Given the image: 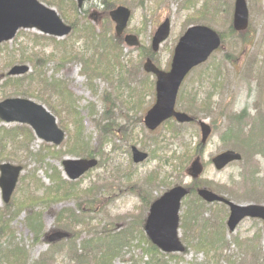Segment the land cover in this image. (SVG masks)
I'll use <instances>...</instances> for the list:
<instances>
[{
	"label": "rangeland",
	"instance_id": "obj_1",
	"mask_svg": "<svg viewBox=\"0 0 264 264\" xmlns=\"http://www.w3.org/2000/svg\"><path fill=\"white\" fill-rule=\"evenodd\" d=\"M47 1L63 8L67 18L64 21L74 27L69 36L37 42L26 36H38L37 31L22 29L7 44L0 45V101L11 98L6 97L9 92L2 87L8 71L16 65L27 66L29 72L21 77L26 80L23 81L25 86L30 84L27 89H21L34 90L33 95L51 102L52 113L66 135L59 147L46 144L33 135L29 148L32 154H39L38 159L29 156L20 149L21 146L8 144L6 152L17 155L18 159L0 162L23 167L12 195L14 200L11 198L15 204L21 203L29 195L27 193L38 190L35 210L42 214L44 236L37 243L32 240L31 232L23 223L28 209L21 210L11 223L15 242L26 248L28 264L38 261L75 264L72 262L74 250L84 253L79 249L81 243L114 234L123 236L124 241L119 257L111 264H152L151 255L145 253L148 244L143 241L148 205L164 193L166 186L192 185L188 169L196 156L200 157L203 171L194 182L193 194L186 198L180 211L178 237L186 250L169 257L160 256L162 264H264V224L259 220L245 219L235 231L230 232L226 226L228 207L206 204L195 193L197 188L205 187L227 196L236 204L264 205V154H257L244 146L247 133L254 128L258 137L255 151L260 146L264 152V0H245L249 23L247 30L240 33L231 27L234 0H109L115 7L123 5L131 10L125 31L136 34L144 47L137 50L123 45L130 62L124 64L126 69L122 73L116 70L122 81L121 87L115 80L108 81L101 75L92 74L94 79H89L79 58L66 63L62 59L65 47L90 55L83 37L84 27L101 32L102 20L109 18L98 14L101 19L97 26L89 16H84V12H103L100 2L88 3L76 12L70 0ZM165 18L171 21L170 37L153 54L163 69L169 68L173 47L189 25L208 24L222 38V47L186 77L178 97L181 110L193 112L197 119L212 127V135L206 145L198 150L200 132L196 125L178 127L176 123L173 126L165 124L150 132L143 124V115L154 101V78L144 73L142 66L151 36ZM110 24L109 31L114 35V25ZM133 64L138 70L133 68ZM41 74L66 87L77 106V122L69 111L67 118L57 101L59 94L56 90L44 93L36 89L38 82L27 79L33 75L37 81ZM138 81L144 85L141 89L135 86ZM235 117L245 128L237 148L220 139ZM14 126L0 121V128L13 129ZM177 134L181 138L177 139ZM76 140L86 143L88 148L84 154H94L98 166L76 182L73 196L39 201V198H44L46 189L53 185L46 173L54 175L56 171L62 180L68 181L62 162L83 158L69 152L70 148H75ZM131 146L150 154L148 160L134 164ZM230 149L240 152L242 160L215 170L211 159ZM33 175L37 184L33 183ZM22 178L25 179L23 184ZM4 205L0 190V208ZM64 210L69 213L75 211V215L84 219V224L69 221L67 214L64 220L57 221ZM198 212L201 220H197ZM55 230L70 233L72 237L50 247L45 235ZM0 235L3 244L5 235L1 231ZM214 239L219 242L215 243ZM210 240L211 247L206 242ZM90 251L89 248L86 253Z\"/></svg>",
	"mask_w": 264,
	"mask_h": 264
},
{
	"label": "water",
	"instance_id": "obj_2",
	"mask_svg": "<svg viewBox=\"0 0 264 264\" xmlns=\"http://www.w3.org/2000/svg\"><path fill=\"white\" fill-rule=\"evenodd\" d=\"M80 7L84 1L76 0ZM130 12L126 8H117L110 13L115 23V32L121 36L126 28ZM233 29L237 32L245 31L248 27V10L245 0H235L233 12ZM20 29H37L39 32L64 37L71 32V27L65 25L57 13L38 2V0H0V44L9 42ZM170 32L169 20H166L156 30L152 38V49L157 51ZM125 43L138 46L137 38L125 36ZM220 36L205 26H194L187 29L179 39L173 53L169 72L160 71L147 60L144 71L156 77V101L144 117V125L154 131L163 122L174 118L178 123H189L193 118L175 111L176 97L188 73L198 65L207 61L212 53L220 47ZM29 71L25 65L12 67L9 76H22ZM0 120L5 124L27 125L36 138L45 143L60 146L65 138L64 132L58 127L56 118L43 105L30 99L7 98L0 102ZM201 143L208 139L211 128L203 121H199ZM132 159L134 163H141L148 157L146 153L133 147ZM241 156L233 151H225L212 159L217 170H222L228 164L239 161ZM97 166L96 159H67L62 167L67 179L76 181L86 172ZM22 166L3 163L0 165V189L2 200L8 204L22 174ZM202 173L199 159H195L188 169L192 179H197ZM189 191L183 186H176L154 201L148 211L144 224V232L150 242L163 253L176 254L185 251L178 237L179 213L182 200ZM197 195L206 203H221L229 208L227 228L233 232L237 225L246 218L259 219L264 222V205H240L219 196L205 188L197 191ZM68 238V234L56 231L46 237L48 243Z\"/></svg>",
	"mask_w": 264,
	"mask_h": 264
},
{
	"label": "trees",
	"instance_id": "obj_3",
	"mask_svg": "<svg viewBox=\"0 0 264 264\" xmlns=\"http://www.w3.org/2000/svg\"><path fill=\"white\" fill-rule=\"evenodd\" d=\"M49 4L50 1L42 0ZM103 1V0H102ZM105 3H107V6H111L110 1L104 0ZM50 5L55 4L50 2ZM58 9L62 12L63 18L67 19L63 13V10L59 5ZM73 10H77L76 4L74 3L72 6ZM109 9V8H108ZM106 9V10H108ZM105 10V11H106ZM88 16V15H87ZM105 16H108V13H105ZM109 18V17H108ZM111 24L110 20L106 19V21L103 22L101 26V32H96V30L92 27H84V39L86 42V50L87 53L90 52V55L76 52V50H71L70 47H65V51L62 54V59L64 60L63 63L74 61L77 58L80 59L82 64L84 65V74L89 79H94L92 77V74L94 76H103L108 81H114L115 83L121 87L122 81L119 80V74L116 75V70L119 69L122 73L123 68L125 67L124 61H125V54L124 49L122 47V42L120 39L116 38L114 35L111 34L109 31ZM74 28V27H73ZM23 33V31H21ZM20 33V34H21ZM28 34L29 38L32 37V40H35L37 42H40L41 40H54V38L51 37H44V36H37V35H31ZM7 44V43H5ZM3 44V45H5ZM24 49V48H23ZM64 56V57H63ZM25 57H23L22 60H24ZM20 60V59H19ZM136 69V67H135ZM138 70V69H136ZM6 79L3 81V89L8 90L9 94L6 97H34L35 100L41 102L43 105H45L50 111L53 112V106L50 101L45 100L42 97H39L37 95H33L32 92L29 90H23L27 89L29 87L28 83L26 86L23 83L26 80L23 79V77H9L6 76ZM29 81L30 79L38 82V87L36 89L46 92H53L54 90L57 91L58 98L57 101L59 105L63 108L65 111L67 118L68 114L67 111L71 112L74 118V122H77L78 120V112L76 111L77 106H75L74 100L72 96L68 93L66 87L63 86L62 83H60L57 80H52L50 78L45 77L43 74L38 75L37 81L35 76H31L27 78ZM136 87L142 88L144 86L140 81H138V84H135ZM139 90V88H137ZM136 89V90H137ZM5 90V91H6ZM182 91H180L181 93ZM179 95L181 96V94ZM153 94V92H152ZM16 95V96H15ZM179 97V96H178ZM33 99V98H31ZM136 102H139L136 100ZM126 105V103H124ZM177 107H180L181 105L177 101ZM128 108V107H127ZM192 117H194V113L189 110H182ZM61 114V110H60ZM167 125H175L174 121H168L166 123ZM170 126V127H172ZM181 125H178L180 127ZM172 129V128H171ZM80 128H77V131H79ZM245 128H243L241 122H239L238 117H235L234 119L230 120V124L227 126L226 130L220 135L221 141L225 142L226 144L229 143L233 148L240 147L237 143L240 142L243 131ZM179 133V132H178ZM33 133L32 131L25 125H16L13 129H7L5 127L0 128V162L2 161H10L18 159L17 155H11L6 152V147L9 144L10 146L18 145L21 146L20 149L24 150L29 156L38 159L39 154H32L30 151V142L32 141ZM181 138L180 135L177 134V139ZM257 134L254 131V128L250 129L247 133V141L243 145L256 152L257 154H264V152L261 151L260 146L256 149L254 148V145L258 144L257 141ZM45 147V146H43ZM197 150L201 147L199 144L197 146ZM88 146L86 143H84L81 140H76L75 148H70V154H77L81 157H94V154H84ZM76 150V151H75ZM97 154V153H96ZM98 155V154H97ZM252 172V176H253ZM49 180L53 181V185L46 189V193L43 195L44 198H39V201L46 202L52 198L56 199H67L74 195L75 189L73 188L76 184V182H70V181H64L60 177L59 173L55 171L53 174L46 173ZM33 183L37 184L38 181L35 180V176L32 177ZM25 179L22 178V184L24 183ZM78 182V181H77ZM41 183V182H40ZM39 183V185H40ZM193 185L194 182L190 187V194L191 196L193 194ZM166 188H170V186H166ZM37 191L29 192L27 197L21 202L16 204L11 200V202L7 205H4L3 208H0V231L5 235V241L0 242V264H28V258H27V251L26 248L17 242H15L14 238V231L11 228V223L17 218V216L20 214L21 210H27V214L25 218L23 219V223L26 228H28L29 232H31L33 238L32 240L37 243L43 236V221H42V214L35 210V207L37 206V196L35 195ZM90 192V191H87ZM91 193V192H90ZM219 194V193H218ZM221 194V193H220ZM223 195V194H221ZM188 196V197H189ZM199 205V204H197ZM149 207V205H148ZM61 211L57 221L64 220L63 217L67 214L66 217L69 218V221L75 222V223H81L84 224V219L80 217V215H75L73 212H65ZM78 211V210H77ZM197 220H201V214L198 212ZM70 235V233H69ZM1 237V235H0ZM72 237V234L70 235ZM215 243L219 242L217 239ZM2 241V240H0ZM124 237L118 234H114L112 236H105L103 238H99V240H89L84 241L79 245V249L84 253L79 252V250H74L73 261L75 264H111L113 263L114 259L119 257V254L121 253V247L123 245ZM143 241L148 244V249L145 250V253L149 256L151 255V262L152 264H162V261L159 259L160 256L163 257H169L172 256V254H164L160 252L155 246H153L149 240L144 236ZM129 242V241H128ZM126 242V245L128 244ZM207 245L211 247L212 240L206 241ZM56 243H52L49 246L54 247ZM215 245V244H214ZM91 249L90 252L86 253L88 249ZM65 251V249H64ZM202 251V250H200ZM76 259V260H75ZM35 264H46L44 261H38Z\"/></svg>",
	"mask_w": 264,
	"mask_h": 264
},
{
	"label": "flooded vegetation",
	"instance_id": "obj_4",
	"mask_svg": "<svg viewBox=\"0 0 264 264\" xmlns=\"http://www.w3.org/2000/svg\"><path fill=\"white\" fill-rule=\"evenodd\" d=\"M96 1V0H95ZM99 2H100V4H101V6H102V9H103V12H100V13H98L96 10H93L91 13H87V11H85L84 12V16L85 15H89L90 16V18L93 16V15H95V17H96V22H97V25L99 24L98 22H100V19H101V17H98V14H100L99 16H102V15H104L106 12L107 13H109V11H111V9H112V7H113V5H111V6H107V3H105V1L103 0H98ZM109 8V9H108ZM106 9H108V10H106ZM78 10L80 11V10H82V8H78ZM106 10V11H105ZM130 13H131V11H130ZM132 14V13H131ZM103 22H104V20H102V24H103ZM70 26H71V28L73 27V25L72 24H70ZM102 26V25H101ZM73 29V28H72ZM127 34H130V33H127ZM132 35H136V34H133V33H131ZM136 37L139 39V37L136 35ZM151 38H152V36H151ZM120 40H121V42H123L122 43V47H123V45H125L124 44V39L123 38H119ZM139 43H140V39H139ZM140 49H144V47L143 46H141V43L139 44V46H138V48H137V50H140ZM133 50V49H132ZM146 55H147V57L145 58V61H144V63H143V66H142V69L144 68V64L146 63V61L147 60H150L159 70H162V71H167V69H163V68H161V66L159 65V64H157L156 63V61L154 60V55L151 53L152 51H151V39H150V46L149 47H147V49H146ZM159 51V50H158ZM154 54H156V53H154ZM130 62V60H129V55L127 54V55H125V61H124V64L125 63H129ZM134 66V67H133ZM133 68H135V64H133ZM126 69V68H125ZM124 68H123V70H125ZM143 71H144V69H143ZM144 73H146V72H144ZM141 74V73H140ZM147 74V73H146ZM148 75H150V76H152L151 74H148ZM153 77V76H152ZM154 78V77H153ZM140 90V89H139ZM199 121V119H197V117L195 116L194 117V124H196L197 125V122ZM130 153H131V151H130ZM131 160H132V156H131Z\"/></svg>",
	"mask_w": 264,
	"mask_h": 264
}]
</instances>
